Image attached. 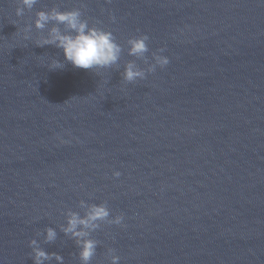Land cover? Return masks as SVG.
I'll return each mask as SVG.
<instances>
[{"label":"water","instance_id":"obj_1","mask_svg":"<svg viewBox=\"0 0 264 264\" xmlns=\"http://www.w3.org/2000/svg\"><path fill=\"white\" fill-rule=\"evenodd\" d=\"M56 5L112 31L117 65L75 68L34 43V26L26 41L35 12ZM17 6L0 0V264H33L32 238L80 264L59 229L80 200L123 214L91 234L90 264H111L108 248L118 264H264V0ZM140 34L148 62L163 48L169 63L129 83L126 62L147 68L127 53ZM46 226L56 241H42Z\"/></svg>","mask_w":264,"mask_h":264},{"label":"clouds","instance_id":"obj_2","mask_svg":"<svg viewBox=\"0 0 264 264\" xmlns=\"http://www.w3.org/2000/svg\"><path fill=\"white\" fill-rule=\"evenodd\" d=\"M39 0H17L16 15L22 16L25 11H31ZM115 21V17H111ZM40 33L37 46L53 45L59 48L65 61L75 68L82 69H107L117 62L122 53V46L117 42L113 32L95 24H89L84 18L81 8L73 7L61 10L57 5L47 10H37L31 25L25 27L24 39L31 40L32 27ZM147 34L131 36L127 38V53L147 63V68L138 67L135 61L130 60L124 64L121 73L122 79L126 82H135L137 79H144L146 72L151 73L156 66L164 68L169 63V58L159 54L163 48L151 53L152 62H148L145 55L148 51ZM54 59L52 68H63L61 61ZM114 177H119L118 170L112 172ZM79 207L83 210L81 215L72 209L64 213L65 223L59 225L60 231L74 241L78 249L80 264H90L96 255L97 245L100 243L92 237V233L101 227V222L123 226V214L118 213L110 216V209L105 202L88 203L85 200L79 201ZM37 237L41 236L38 231ZM58 233L55 228L46 226L43 230L42 241L52 243L56 241ZM31 248L33 264H46L54 260L56 264H64V257L57 252L46 251L41 247V241L32 238L28 241ZM115 250L107 249L108 259L111 264H118L120 257L114 254Z\"/></svg>","mask_w":264,"mask_h":264}]
</instances>
